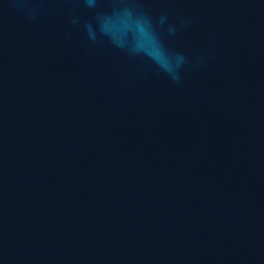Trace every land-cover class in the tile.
Returning <instances> with one entry per match:
<instances>
[{
    "label": "water",
    "instance_id": "95a60500",
    "mask_svg": "<svg viewBox=\"0 0 264 264\" xmlns=\"http://www.w3.org/2000/svg\"><path fill=\"white\" fill-rule=\"evenodd\" d=\"M0 264H264V0H0Z\"/></svg>",
    "mask_w": 264,
    "mask_h": 264
}]
</instances>
